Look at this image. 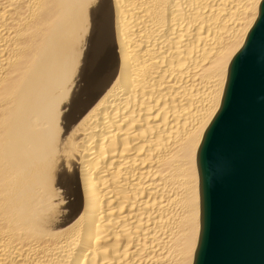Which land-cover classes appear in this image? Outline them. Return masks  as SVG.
<instances>
[{"label":"bare ground","instance_id":"obj_1","mask_svg":"<svg viewBox=\"0 0 264 264\" xmlns=\"http://www.w3.org/2000/svg\"><path fill=\"white\" fill-rule=\"evenodd\" d=\"M261 1L0 0V264L193 263L198 150Z\"/></svg>","mask_w":264,"mask_h":264},{"label":"water","instance_id":"obj_2","mask_svg":"<svg viewBox=\"0 0 264 264\" xmlns=\"http://www.w3.org/2000/svg\"><path fill=\"white\" fill-rule=\"evenodd\" d=\"M197 164L201 225L192 264H264V0L230 61Z\"/></svg>","mask_w":264,"mask_h":264},{"label":"snow or ice","instance_id":"obj_3","mask_svg":"<svg viewBox=\"0 0 264 264\" xmlns=\"http://www.w3.org/2000/svg\"><path fill=\"white\" fill-rule=\"evenodd\" d=\"M110 7H111L110 4H107L106 2L98 6L96 19H97L98 26L101 28L103 27L105 23L106 15L110 14ZM202 162L203 164L205 163L204 160Z\"/></svg>","mask_w":264,"mask_h":264}]
</instances>
